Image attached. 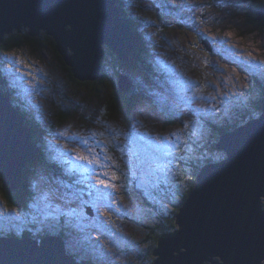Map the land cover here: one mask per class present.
<instances>
[{
    "label": "rangeland",
    "instance_id": "obj_1",
    "mask_svg": "<svg viewBox=\"0 0 264 264\" xmlns=\"http://www.w3.org/2000/svg\"><path fill=\"white\" fill-rule=\"evenodd\" d=\"M127 2L125 6L146 21L139 43L148 52L141 53L130 76L124 65L131 55L126 62L103 58V81L96 85L100 92L71 79L51 40L54 37L46 30L31 36L36 40L0 54V72L15 88L12 101L25 103L24 111L48 137L44 151L68 162L71 170L62 181L45 161L35 165L31 211L5 205L0 182V228L12 226L14 236L64 235L70 239L72 254L88 264H151L156 250L153 235L172 232L169 218L203 165L202 154H219L211 145L220 132L215 129V138L209 140L205 122L216 128L225 121L247 123L255 118L249 99L256 100L258 107L259 94L264 93V24L252 23V8H259L255 0ZM19 31L30 36V27ZM41 32L47 35L42 38ZM225 33L246 49L242 53L249 56L251 67L232 64L222 52L215 37ZM123 75L131 83L127 92L136 90L129 91L126 99L137 95L122 105L130 114L115 112L109 105L113 86L118 89ZM245 88L248 96H239ZM214 106L222 111L214 112ZM81 153L94 162L77 159ZM45 170L47 186L42 187ZM97 177L115 187L99 184ZM58 189L74 194L79 206L65 217L62 230L51 232L45 229L53 218L68 212L55 203ZM117 253L119 261L113 258Z\"/></svg>",
    "mask_w": 264,
    "mask_h": 264
},
{
    "label": "water",
    "instance_id": "obj_2",
    "mask_svg": "<svg viewBox=\"0 0 264 264\" xmlns=\"http://www.w3.org/2000/svg\"><path fill=\"white\" fill-rule=\"evenodd\" d=\"M254 11L258 20L264 18V8ZM68 21L74 25L71 31L64 27ZM131 26L115 0H0V47L5 34L25 27L30 36L46 30L80 81L100 79L103 58L129 59L135 40ZM118 85L127 91L129 77L123 75ZM257 115L259 110L246 125L218 136L217 147L227 158L203 165L176 217L178 228L160 239L154 264H217V255L222 264H256L255 257L264 253V211L258 201L264 193V114ZM37 155L32 129L0 87V173L11 191L18 190ZM241 208L249 214L241 215ZM72 256L64 235L0 238V264H85Z\"/></svg>",
    "mask_w": 264,
    "mask_h": 264
},
{
    "label": "trees",
    "instance_id": "obj_3",
    "mask_svg": "<svg viewBox=\"0 0 264 264\" xmlns=\"http://www.w3.org/2000/svg\"><path fill=\"white\" fill-rule=\"evenodd\" d=\"M115 2H116V5L121 10V17H122V19L124 20V18H127L128 21L130 22V24L132 25L131 26V29H132V31L134 33V37H135L134 42H132V48L134 50H132L130 61L126 63L127 65H124V67L128 66L125 69L124 73L127 74L128 76H130L131 69H133V68L136 67L135 64L137 63V61L140 60V58L142 56L141 53L142 52L144 53L145 51L148 52V49L146 48V46L143 47V45L141 43H139L144 38L143 33L145 32V28H146L147 25H145V22L146 21L143 19V17L141 15H140L141 17L140 16L139 17L136 16L135 14H133L131 12V10L128 8V6H125V4H128L129 3V2H127V0H115ZM254 5H256V7L263 8L264 7V0H255V4ZM251 15H252L251 16L252 17L251 18L252 19V23H255V24H258V25H263L264 24V18L263 19H260V20L257 19L258 18V15L254 11V7L252 8ZM45 34L44 33H41L42 38H44ZM34 40H36V39L33 38V37H31V36H29V34H27V33H21V32H19V30H16L14 33L6 34V35H4V40H3L2 45L0 47V54H1L2 50H6L7 51V50H10V49H17V48H20L21 45H23V44H25L27 42L34 41ZM51 40H52V42L55 45V43H56L55 42V39L52 38ZM107 47L106 46H103V48L106 51V53H108V51L113 52L111 49L108 50ZM58 56H59L60 60L62 61L61 63L63 65V67L68 71L69 75H71L70 76L71 79H73L74 81L75 80L76 81L78 80L77 82H78L79 85H83L84 87H91L93 90H96L97 92H100L101 89H99L98 86H96V85H97L98 82L103 81V78L102 77L99 80H97V81H91V80H89V81H80L79 79H77L74 76L73 71H72V68L66 64L63 56L62 55H58ZM2 73L0 72V82H1V86L0 87H1L2 91L5 94H7L11 98V100L12 99H16L15 96H14V92H15L14 86L11 85V82L10 83L8 82V80L6 79L5 76L2 75ZM102 73H103V67H102ZM106 83H107V81H106ZM262 84H264V83H262ZM113 88L115 90L113 91V96L111 97V100L109 102V105L116 112L121 110V111H124L127 114H130L131 113V110H127V111L125 109L123 110L124 107H122V105H125L126 102L128 104H130L132 102V100H134L136 98L137 95L135 97H133L134 95H131V99L130 100H127L126 99L127 95L130 96L129 95V93H130L129 91H133L134 92L135 89L134 88L133 89L131 88L127 92V91H121V90H119L120 89L119 88V85H118V89L115 86H113ZM251 94H254V93H251ZM250 100H252V99L250 98L249 101ZM12 104L16 107V110L19 113H21V114L24 115L25 125L26 126H29L32 129V131H33V142H34V145L37 148V154L38 155L34 159H32L31 162H29V164L25 168V170L23 172V178H22L20 187L15 192H13V191L10 190V185H7L6 181L3 179V177H2V175L0 173V179L2 180V181H0L2 183L1 196L3 198V203L5 205L8 204L10 206L19 208L20 211H31L32 208H31V203L30 202L31 201L33 202V198L32 197L34 196V191H35V188L32 185V176H33L34 171H35L34 166L37 163L44 164V161H45L46 164H47V166L49 167V169L51 171H53L56 179L63 181V179L65 178V176L68 175L67 173L70 172V170L68 169V167H69L68 164L69 163L68 162H62V161L57 160L55 157H53V155L51 153H49L48 150L47 151H44V147H46V141H45V139H48V137L45 135L44 131H42L43 129L39 131L38 130L39 127H37V125L32 120L29 119V115L24 111L26 108L22 106V104H25V103L20 102L19 104H17L13 100L12 101ZM119 104H120V107H119ZM255 110H259V115L256 116L257 118H259L261 116L260 114H262V110H263L262 103H258V107H256ZM252 119H254V118H252ZM166 121H169L168 118L166 119ZM166 124L169 125L170 123L169 122H166ZM238 124L239 123L230 122V123H227L226 125L219 126L218 128L215 127V129L218 130V132H220V135H221L224 132H228V131L234 130V128L237 127ZM220 135H219V138L221 137ZM219 140L220 139H217L216 141L219 142ZM217 142H214L211 145V150L214 149V152L215 153H219V154L224 155V156L227 157V152L224 151L223 149H219L217 147ZM221 160H224V159H204L203 160L204 161L203 165H205V164H207L209 162L221 161ZM203 165L195 173V176H193L191 178L189 188L186 191L187 193L185 194V196H183L182 201H181V204L177 207V210H175V215H173L171 218H169V219H171V221L169 223V226H170V229H171L172 232L175 231L176 228H178L177 222H176V217H177V215H178V213L180 211L181 206H183V203L189 197L191 191L193 190V188L195 186V183H196V178H197L198 174L200 173ZM76 181L79 182L78 180H76ZM79 184L80 185H78V186H81V187L83 186L82 183L79 182ZM75 185H77V184H75ZM78 191H80L82 193V191L80 189H78ZM164 219H166V218H164ZM164 219H163V223L160 224L161 227H163L162 225L164 224ZM32 223L33 222L31 221L30 222V225ZM27 227L28 226H26L25 228H27ZM172 232H168V233H164V234H169V233H172ZM44 234H46V233L43 231L42 232V235H44ZM153 234H154V232H153ZM164 234L159 233L155 237L153 235V238H154V248L157 249L159 247V245H160V239H161V237ZM29 235H30V233L29 232H26L22 236H19V237L26 238V237H29ZM8 236H13L14 237V234L13 233H10V234H8ZM43 238L44 237L42 236L40 238H37L36 237L35 239L41 240ZM66 249H67V247H66ZM67 253H68V250H67ZM150 254H151V257H152L153 254L152 253H150ZM72 255H73L72 257L76 261V258H75L76 255L75 254H72ZM155 256L156 255L154 254L153 255V261H152L151 264H154L156 262L157 257H155ZM84 263L85 264H88L87 261L84 262Z\"/></svg>",
    "mask_w": 264,
    "mask_h": 264
},
{
    "label": "snow or ice",
    "instance_id": "obj_4",
    "mask_svg": "<svg viewBox=\"0 0 264 264\" xmlns=\"http://www.w3.org/2000/svg\"><path fill=\"white\" fill-rule=\"evenodd\" d=\"M67 7H80V5H67ZM64 27L67 31H71L74 27L73 23L71 21H68L64 24ZM71 54V52L69 53ZM31 67V66H29ZM249 93V89L245 88L244 90L239 92V96L241 97H246L248 96ZM221 95H232L235 96L237 95V93H231V94H221ZM213 100H215V97H213ZM259 102L264 104V93L259 94ZM256 100H251L248 101L249 107H250V115H255V109H256ZM221 104H223V101H221ZM213 111L216 113H220L222 111V108L220 106H214L213 107ZM262 114H264V112H262ZM181 123L183 124V121H181ZM208 125V129L209 131L207 132V137L209 140L214 139V133H215V125L210 123V122H205ZM225 125L227 124V121L224 122ZM186 126V125H185ZM173 136L176 135L175 132L172 133ZM204 159H225L227 158L224 155L221 154H215V155H205L202 154ZM77 159H81V160H85L88 163H93L94 161L90 160L89 157L84 156L82 153L80 155L77 156ZM98 162V161H96ZM47 171L45 170L43 172V175L41 177L42 181L44 182L42 187H46L47 186ZM117 175L115 172L112 173V179L115 180L117 179ZM97 181L99 184L104 185L105 187H115V185H110L109 182L107 180L104 179H100L99 177H97ZM258 201H259V207L262 211H264V193L259 194L258 196ZM55 203L57 205V207L61 210L63 209H68V212H64L61 211L59 218H53L54 222L51 224V226L49 228H46L45 230L47 231H51V232H55L58 229L62 230V227L64 225L65 222V217L69 214V212H72L75 210V207H78L79 205L76 203V199L74 197V194H72L71 192H62L59 189L56 192V197H55ZM238 212L241 215H248L249 213L247 212L246 209H238ZM14 232V229L12 228V226H8L7 228H0V238H3L5 236H7L8 234ZM105 251H107V249H105ZM180 252H187V248L185 247H181L179 249ZM220 255L215 256L214 261L217 262V264H222L221 260H220ZM115 260L119 261L120 260V254L117 253L114 255L113 257ZM255 261L256 264H264V253H261L259 255H257L255 257ZM202 264H204V261L202 262Z\"/></svg>",
    "mask_w": 264,
    "mask_h": 264
},
{
    "label": "bare ground",
    "instance_id": "obj_5",
    "mask_svg": "<svg viewBox=\"0 0 264 264\" xmlns=\"http://www.w3.org/2000/svg\"><path fill=\"white\" fill-rule=\"evenodd\" d=\"M217 40H218V42H219V44H220V46L222 47V52L228 57V58H230V61H231V63L232 64H234V63H236V64H238V63H241V64H245V63H248L249 65H250V62L248 61V59H249V56L247 55H245V54H243L242 52H244V51H246V49L245 48H243V49H240L239 48V46H238V41L235 39V36H230L228 33H225V34H222V36H219V35H217L216 37H215ZM247 47V46H246ZM248 49H249V47H247ZM134 50V49H133ZM230 57H229V56ZM131 58V57H130ZM250 67H251V65H250ZM254 67H256V66H254ZM215 74V73H214ZM217 74V73H216ZM235 75V74H234ZM165 76H166V81L168 82V77H169V74H165ZM174 76V75H173ZM217 76V75H216ZM139 79V78H138ZM170 79V78H169ZM141 81H143V80H141ZM144 82V81H143ZM166 82V83H167ZM223 83H225V82H223ZM228 85L229 84H231L230 82H226ZM186 84V83H185ZM145 87V86H144ZM175 89V88H174ZM176 90V89H175ZM183 91V90H182ZM174 92V91H173ZM178 94H181V92L178 90V92H177ZM169 100V102L171 103V102H173L170 98L168 99ZM200 106V105H199ZM116 112V111H115ZM145 116V115H144ZM261 117V116H260ZM259 117V118H260ZM139 125V124H138ZM143 125V124H142ZM244 125H246V123H244V124H242L241 126H244ZM136 134H139V133H135V135ZM155 142V141H154ZM157 142V141H156ZM113 149V148H112ZM111 149V150H112ZM208 263L209 264H212L210 261H208Z\"/></svg>",
    "mask_w": 264,
    "mask_h": 264
},
{
    "label": "clouds",
    "instance_id": "obj_6",
    "mask_svg": "<svg viewBox=\"0 0 264 264\" xmlns=\"http://www.w3.org/2000/svg\"><path fill=\"white\" fill-rule=\"evenodd\" d=\"M141 104H142V106H143V103H141ZM238 126H240V124H238L237 127H238ZM235 128H236V127H235ZM235 128H234V129H235ZM224 133H225V132H224Z\"/></svg>",
    "mask_w": 264,
    "mask_h": 264
},
{
    "label": "flooded vegetation",
    "instance_id": "obj_7",
    "mask_svg": "<svg viewBox=\"0 0 264 264\" xmlns=\"http://www.w3.org/2000/svg\"><path fill=\"white\" fill-rule=\"evenodd\" d=\"M25 28H26V27H25ZM19 32H20V31H19ZM22 32H23V31H22ZM22 32H21V33H22ZM11 33H13V32H11ZM41 33H43V32H41ZM46 35H47V34H46ZM51 39H52V38H51ZM0 181H2V180L0 179Z\"/></svg>",
    "mask_w": 264,
    "mask_h": 264
}]
</instances>
